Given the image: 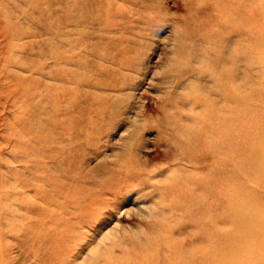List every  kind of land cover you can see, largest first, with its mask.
<instances>
[{"label": "rangeland", "instance_id": "rangeland-1", "mask_svg": "<svg viewBox=\"0 0 264 264\" xmlns=\"http://www.w3.org/2000/svg\"><path fill=\"white\" fill-rule=\"evenodd\" d=\"M0 264H264V0H0Z\"/></svg>", "mask_w": 264, "mask_h": 264}, {"label": "bare ground", "instance_id": "bare-ground-1", "mask_svg": "<svg viewBox=\"0 0 264 264\" xmlns=\"http://www.w3.org/2000/svg\"><path fill=\"white\" fill-rule=\"evenodd\" d=\"M126 82V81H125Z\"/></svg>", "mask_w": 264, "mask_h": 264}]
</instances>
